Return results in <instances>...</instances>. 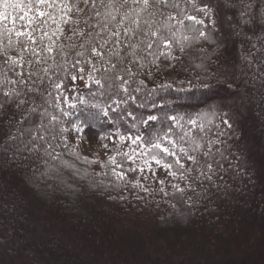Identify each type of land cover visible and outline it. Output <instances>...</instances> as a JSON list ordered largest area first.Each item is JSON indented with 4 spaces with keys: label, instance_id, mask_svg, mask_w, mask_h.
<instances>
[{
    "label": "snow or ice",
    "instance_id": "snow-or-ice-1",
    "mask_svg": "<svg viewBox=\"0 0 264 264\" xmlns=\"http://www.w3.org/2000/svg\"><path fill=\"white\" fill-rule=\"evenodd\" d=\"M251 8L239 11L236 35L241 59L264 75V24L256 40L245 30ZM212 17L206 0H0V170L28 161L78 175L70 155L173 209L226 192L236 170L230 115L210 128L170 114L172 93L195 84L188 50L215 43L207 21L222 18ZM96 121L107 162L80 154Z\"/></svg>",
    "mask_w": 264,
    "mask_h": 264
},
{
    "label": "trees",
    "instance_id": "trees-1",
    "mask_svg": "<svg viewBox=\"0 0 264 264\" xmlns=\"http://www.w3.org/2000/svg\"><path fill=\"white\" fill-rule=\"evenodd\" d=\"M206 2L212 18H222L215 27L207 21L215 43L188 50L187 75L195 84L172 93L170 114L210 128L223 127L221 116L230 115L233 129L225 139L236 170L225 177L227 191L195 208L173 209L169 198L125 187L111 172L98 175L96 164L70 155L63 159L75 163L78 175L44 165L37 170L28 161L5 164L0 264H264V75L241 59L243 37L236 35L247 3L254 23L245 30L254 40L262 34L264 0H235V8L227 0ZM106 131L99 121L86 126L81 156L98 153L107 162L101 147L107 141L99 139Z\"/></svg>",
    "mask_w": 264,
    "mask_h": 264
},
{
    "label": "rangeland",
    "instance_id": "rangeland-1",
    "mask_svg": "<svg viewBox=\"0 0 264 264\" xmlns=\"http://www.w3.org/2000/svg\"><path fill=\"white\" fill-rule=\"evenodd\" d=\"M96 135V134H95ZM93 146V145H92ZM94 147V146H93Z\"/></svg>",
    "mask_w": 264,
    "mask_h": 264
}]
</instances>
